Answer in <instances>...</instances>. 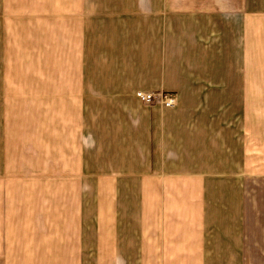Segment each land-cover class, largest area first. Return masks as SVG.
<instances>
[{
	"label": "crops",
	"instance_id": "obj_1",
	"mask_svg": "<svg viewBox=\"0 0 264 264\" xmlns=\"http://www.w3.org/2000/svg\"><path fill=\"white\" fill-rule=\"evenodd\" d=\"M2 48L0 264H264V0H0Z\"/></svg>",
	"mask_w": 264,
	"mask_h": 264
},
{
	"label": "rangeland",
	"instance_id": "obj_2",
	"mask_svg": "<svg viewBox=\"0 0 264 264\" xmlns=\"http://www.w3.org/2000/svg\"><path fill=\"white\" fill-rule=\"evenodd\" d=\"M16 44L14 42L9 43L8 42V52H7V66L10 68V72L8 73V81L11 82L13 84V81L15 79L14 76V71H15V65L16 62L19 61V67L21 68V64H23V67H26V61H29V56H22L23 53H25L27 51V48L24 47V43H21V45L19 46V56L17 58H15V54L16 51L14 49V45ZM24 48V49H23ZM1 55L2 57L0 58V69L3 68V66H5V60L4 62L2 61L4 58V54H3V48L1 49ZM4 63V64H3ZM57 64V61L55 62ZM1 76H0V82H1ZM139 91V90H137ZM159 92H163V91H159ZM137 93V92H136ZM157 93V92H155ZM100 111V110H99ZM13 113H14V108H13ZM91 140L88 138V142H90ZM94 202V198H93V188L88 187V213L89 215H91L92 217H95V213H94V206L95 203ZM91 228H93L92 224L90 226Z\"/></svg>",
	"mask_w": 264,
	"mask_h": 264
},
{
	"label": "built area",
	"instance_id": "obj_3",
	"mask_svg": "<svg viewBox=\"0 0 264 264\" xmlns=\"http://www.w3.org/2000/svg\"><path fill=\"white\" fill-rule=\"evenodd\" d=\"M136 98L144 104H158L164 109H171L177 105V96L171 92H137Z\"/></svg>",
	"mask_w": 264,
	"mask_h": 264
}]
</instances>
